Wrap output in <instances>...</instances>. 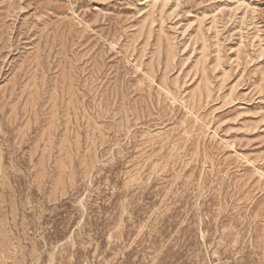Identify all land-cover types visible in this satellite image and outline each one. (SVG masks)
Instances as JSON below:
<instances>
[{
    "label": "rangeland",
    "instance_id": "obj_1",
    "mask_svg": "<svg viewBox=\"0 0 264 264\" xmlns=\"http://www.w3.org/2000/svg\"><path fill=\"white\" fill-rule=\"evenodd\" d=\"M0 264H264V0H0Z\"/></svg>",
    "mask_w": 264,
    "mask_h": 264
}]
</instances>
